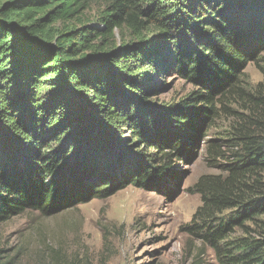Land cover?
Listing matches in <instances>:
<instances>
[{
  "label": "trees",
  "instance_id": "trees-1",
  "mask_svg": "<svg viewBox=\"0 0 264 264\" xmlns=\"http://www.w3.org/2000/svg\"><path fill=\"white\" fill-rule=\"evenodd\" d=\"M93 1L0 0V222L176 181L182 141L233 101L247 114L232 111L230 138L209 147L234 151L225 174L195 184L189 231L219 264H264V82L240 78L264 52V0H103L96 22L71 24ZM170 69L194 90L157 113L156 79ZM125 128L149 153L118 176ZM4 252L0 264H17Z\"/></svg>",
  "mask_w": 264,
  "mask_h": 264
},
{
  "label": "rangeland",
  "instance_id": "rangeland-1",
  "mask_svg": "<svg viewBox=\"0 0 264 264\" xmlns=\"http://www.w3.org/2000/svg\"><path fill=\"white\" fill-rule=\"evenodd\" d=\"M103 4V0L93 1L79 16L81 21L75 19L71 24L96 22ZM116 38L120 41L119 31ZM240 78L252 90L264 82V52L248 63ZM156 82L151 100L157 113L178 108L194 90V85L173 69ZM224 103L231 111L218 110L216 117L203 122L200 135L195 133L182 141V155L170 165V174L178 175L176 181L160 177L150 180L146 187L129 183L108 197H90L50 216L29 210L0 222L3 256L15 257L17 264H54L55 257L68 264H219L213 251L189 231V226L202 203L195 184L202 176L225 174L223 167L230 163L228 157L234 151L223 147L227 157L224 160L211 156L209 147L224 145L230 138L227 132L234 112L247 114L246 105ZM219 105L217 101V109ZM119 137L131 142L119 147L122 159L115 163V169L127 172L131 167L126 161L140 160V152L149 151L140 144L133 145L127 128L119 132ZM193 138L196 140L191 148L184 146ZM240 235L241 229H236L233 236Z\"/></svg>",
  "mask_w": 264,
  "mask_h": 264
}]
</instances>
